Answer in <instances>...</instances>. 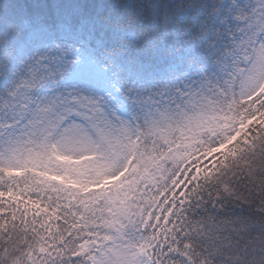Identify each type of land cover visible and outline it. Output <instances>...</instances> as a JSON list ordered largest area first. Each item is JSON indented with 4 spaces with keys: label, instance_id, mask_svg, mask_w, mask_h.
<instances>
[{
    "label": "snow or ice",
    "instance_id": "snow-or-ice-1",
    "mask_svg": "<svg viewBox=\"0 0 264 264\" xmlns=\"http://www.w3.org/2000/svg\"><path fill=\"white\" fill-rule=\"evenodd\" d=\"M0 264H264V0H0Z\"/></svg>",
    "mask_w": 264,
    "mask_h": 264
}]
</instances>
